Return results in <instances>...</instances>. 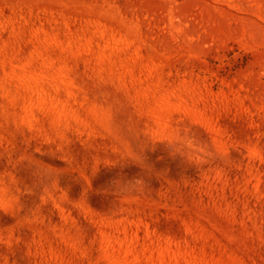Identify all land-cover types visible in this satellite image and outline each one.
<instances>
[{
    "label": "rangeland",
    "instance_id": "374dc122",
    "mask_svg": "<svg viewBox=\"0 0 264 264\" xmlns=\"http://www.w3.org/2000/svg\"><path fill=\"white\" fill-rule=\"evenodd\" d=\"M0 264H264V0H0Z\"/></svg>",
    "mask_w": 264,
    "mask_h": 264
}]
</instances>
